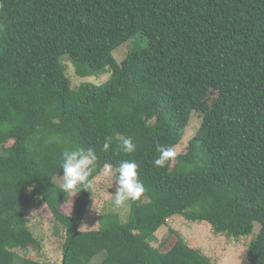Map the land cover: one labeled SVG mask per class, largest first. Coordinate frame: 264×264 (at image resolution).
Listing matches in <instances>:
<instances>
[{"label":"trees","instance_id":"trees-1","mask_svg":"<svg viewBox=\"0 0 264 264\" xmlns=\"http://www.w3.org/2000/svg\"><path fill=\"white\" fill-rule=\"evenodd\" d=\"M157 143L177 153L163 168ZM78 147L97 154L92 182L105 163H138L145 192L125 220L110 211L78 230L92 190L61 210L62 153ZM35 201L65 228L62 264H216L173 228L175 243L154 247L176 215L235 238L259 223L247 258L264 264V0H0V264H53L19 253L40 247Z\"/></svg>","mask_w":264,"mask_h":264},{"label":"rangeland","instance_id":"rangeland-1","mask_svg":"<svg viewBox=\"0 0 264 264\" xmlns=\"http://www.w3.org/2000/svg\"><path fill=\"white\" fill-rule=\"evenodd\" d=\"M133 46L124 45L120 47L116 56L121 60ZM62 62L67 67V72L71 77L72 85L76 86L81 82V78L75 75L74 68L70 60L65 57ZM109 74H102L99 78H89V80L101 83L107 80ZM203 111L194 110L190 122L187 127L186 138L181 145L177 146L178 151L185 149L189 139L196 133L202 121ZM115 170V168H113ZM55 181L58 184L63 183L62 176H57ZM115 191L116 186L113 177L104 175L103 169L93 179L92 199L91 203L84 213L82 224L78 230H91L100 227V215L113 211L120 215L122 221L128 216L130 210V201H126L122 205H115ZM76 193H72L69 201L65 202L61 210L68 216L72 217L74 203L76 200ZM28 224L40 242L39 249L30 247L22 250L19 253L21 256H26L34 259L50 261L53 264L63 263V242L65 240V228L61 224H57L54 215L50 208L44 203L35 201L29 208L25 210ZM173 228L185 238V241L199 249L202 254L208 257L216 264H250L247 258V251L253 239L260 229V224L256 223L254 231L249 235H242L235 238L213 230L210 223L207 221H190L183 216L176 215L165 226L161 227L153 239L152 244L154 247L168 250L176 241L177 234L170 231ZM161 244H164L160 247ZM98 259H95L96 263Z\"/></svg>","mask_w":264,"mask_h":264},{"label":"clouds","instance_id":"clouds-1","mask_svg":"<svg viewBox=\"0 0 264 264\" xmlns=\"http://www.w3.org/2000/svg\"><path fill=\"white\" fill-rule=\"evenodd\" d=\"M110 143V140H105L103 144L105 151L109 149ZM120 146L125 153H133L137 149L136 143L133 142L130 136L122 138ZM156 151L159 155L153 160V165L158 168L165 167L169 160L177 155L171 146L160 143L156 144ZM97 160V154L91 147L65 150L62 153L60 165L63 170V183L60 185L62 191L74 194L81 189L91 191L93 182L90 177L96 169ZM138 167V163L133 160L121 161L115 170L111 163L104 164V175L114 178L116 186L115 205L119 206L126 201L138 200L145 192L144 184L138 177Z\"/></svg>","mask_w":264,"mask_h":264}]
</instances>
